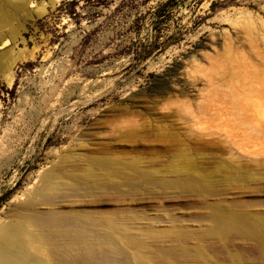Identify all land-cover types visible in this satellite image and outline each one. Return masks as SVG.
Wrapping results in <instances>:
<instances>
[{"label": "rangeland", "instance_id": "obj_1", "mask_svg": "<svg viewBox=\"0 0 264 264\" xmlns=\"http://www.w3.org/2000/svg\"><path fill=\"white\" fill-rule=\"evenodd\" d=\"M22 1L25 8L11 23L19 28L8 46L11 66L0 73V219L20 205L15 198L31 191L40 170L104 151L155 165L186 158L200 165L196 171L148 168L142 172L152 182L128 187L114 178L85 205L62 204L64 211L120 214L141 243L173 246L175 228L211 227L213 205L264 212V167L258 166L264 134L241 126L237 116L230 129L238 133L221 137L204 112L227 88L226 65L234 75L229 86L244 90L240 101L254 94L264 103V0ZM201 41L213 50L198 47ZM132 123L137 127L128 133ZM180 176L208 195L160 182ZM224 245L206 244L262 264L252 242Z\"/></svg>", "mask_w": 264, "mask_h": 264}, {"label": "bare ground", "instance_id": "obj_2", "mask_svg": "<svg viewBox=\"0 0 264 264\" xmlns=\"http://www.w3.org/2000/svg\"><path fill=\"white\" fill-rule=\"evenodd\" d=\"M25 4L21 0H0V50L7 48L0 51L2 74L11 66L8 61L13 50L12 47L8 48L10 39L16 42L19 35L18 26L11 27V23ZM221 39L220 35L212 41L219 42ZM231 45L232 42L226 41L225 50L232 52ZM198 47L213 50V45L203 41ZM223 68L222 77L230 79L226 81L227 88L221 97H215L204 110L209 121L219 130L221 137H231L236 133L237 130H231L230 125L234 124L237 116L241 118V126L264 134L263 101L254 94L253 97L243 96L245 99L247 97L246 103L240 101L244 90L241 86H229L234 75L228 65ZM136 124L128 128V133L135 131ZM111 154L104 151L102 156L89 157L79 164L67 158L58 168L37 172L38 180L31 191L15 198L20 205L17 204L10 215L0 219V264H246L236 249L227 247L220 254L209 249L206 244L212 240L224 246L234 240L252 242L258 247L261 263L264 264V212H240L231 206L213 205L211 227L196 233L175 228L169 234H172L173 240L170 241L175 245L155 246L141 243L138 237L130 235L136 228L133 223L122 220L120 214L104 216L100 211L62 210V204L68 207L85 205L96 191L111 187L105 181L114 178L120 179V183L128 187H138L153 181L150 175L142 172L148 168L171 167L177 172L196 171L200 166L190 158L155 165L151 160H129ZM4 159L5 156L0 155V162H4ZM258 166L264 167V162ZM126 170L133 173L127 174L124 172ZM160 182L164 186L178 185L187 194L208 195L204 188L197 189L183 176L162 179ZM136 232L149 240L159 238L156 231Z\"/></svg>", "mask_w": 264, "mask_h": 264}]
</instances>
